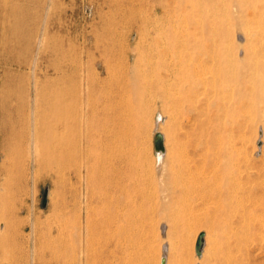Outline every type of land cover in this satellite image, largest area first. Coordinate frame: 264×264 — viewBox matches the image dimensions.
<instances>
[{"label": "bare ground", "instance_id": "bare-ground-1", "mask_svg": "<svg viewBox=\"0 0 264 264\" xmlns=\"http://www.w3.org/2000/svg\"><path fill=\"white\" fill-rule=\"evenodd\" d=\"M130 1L131 5H128L131 9L135 8L134 0ZM153 2L158 21L154 24V35L144 32L140 34V51L119 52L117 58L120 62H116L109 57L112 55V46L130 44L133 30L125 33L117 24L107 27L109 13L104 6L107 3V6L114 7L116 13L125 14L126 0H90L99 26H92L89 31L77 27L73 41L62 36L54 39L53 43L50 23L54 16L61 17L62 14L58 0H0L1 49L17 43L23 44L26 40L28 45L32 40L34 42L29 63L31 93L28 112L32 183L35 185L41 169L52 171L64 181L67 177H74V211L77 220L83 221V226L78 221L77 234L76 231L73 233L80 239L83 231L86 238L89 237L92 192L95 188L103 190L108 206L107 241L110 246L104 263H133L135 242L143 236L141 224L150 218V214L142 211L127 213L121 196L117 194L122 191L120 174H90L93 165L89 163L96 158L101 167L105 166V160L100 157L102 152L109 153L113 160L121 157L128 143L136 136L123 113L126 109L123 98L127 84L123 75L124 66L133 65L137 75L141 66L157 70L158 74L167 67L170 70L167 74L175 80L200 83L211 92L212 98L207 100L206 106L215 107V119L225 130L227 140L223 148L226 158L221 157V163L215 165L221 178L207 184L208 188L199 192L195 201L187 196L181 204L166 207L163 213L168 214V218L177 225L183 221L193 224L205 219L211 226L222 225L232 229L211 243L210 252L206 255L208 264H252L251 246L264 252V174H252V170L247 168L242 172L243 169L236 168L238 159L234 158V151L238 145L234 141L235 137H241L247 163L250 159L249 154L246 156V146L250 144V138L246 134L252 129L255 119L259 118L264 124V0ZM59 25L61 27L63 23L60 21ZM236 33L244 37L245 44L234 42ZM14 34L20 36L13 37ZM90 39L95 41L96 47L102 46V59L98 64L86 43ZM44 52L49 55L48 64L54 68V78H48L41 85L37 67ZM131 57L133 64L130 63ZM102 72H106V76H102ZM107 79L106 94L102 98L100 83ZM140 109V122L143 126L147 110L144 106H140ZM160 117L164 119L165 116L160 114L158 120ZM159 132L164 146L156 148V154L166 158L167 168L172 172L176 157L168 147L169 140L165 132ZM259 148H263V145L260 144ZM111 158H108L107 164H113L111 166L115 171L117 166ZM34 195L30 220V264H35L36 260ZM67 218L66 211L62 210L57 222L48 231L52 236L53 230H56L58 249L62 253L71 248L74 240L66 233ZM6 225L0 222V247L6 244L3 240ZM208 235L204 238L202 250L206 243H210ZM81 251L85 258L80 264H87V247H81ZM202 252L196 253L197 258L203 256ZM6 260V263L14 264L12 258ZM166 261L162 264H166ZM195 262L196 259L193 264ZM4 263L0 260V264Z\"/></svg>", "mask_w": 264, "mask_h": 264}, {"label": "rangeland", "instance_id": "rangeland-1", "mask_svg": "<svg viewBox=\"0 0 264 264\" xmlns=\"http://www.w3.org/2000/svg\"><path fill=\"white\" fill-rule=\"evenodd\" d=\"M128 1L126 0L125 14L116 13L114 7L107 6V3L104 6L107 14L109 13L107 27H114L117 24L118 28L125 33L133 30L134 36L132 35L130 44L112 46V55L109 57L116 62H120V59L117 58L119 52H139L138 36L143 32L154 35V24L158 23L153 10V0H134L135 8L133 9L130 7L131 1ZM58 2L59 10H62L63 15L61 14V17L54 16L50 23V33L53 35L51 43L54 39L63 37H69L73 41L77 27L89 31L92 26H99L94 6L90 0H71V2L58 0ZM68 11L71 13L70 15ZM131 13L136 17H133ZM60 21L63 23L61 27L58 26ZM19 36V34L13 35V37ZM242 37L241 34L236 33L234 42L238 45L245 44V39ZM86 43L88 47L90 46V52L98 64L102 59L100 56L102 46L96 47L93 39L87 40ZM1 46L0 222L7 225L3 239L6 244L5 247L4 245L0 247V260L5 262L4 264H8L6 259L10 257L14 260V264H30L31 204L33 194H35L33 215L36 221L35 264H74V262L80 264V261L85 258V255L81 253L84 251H81V247L83 249L87 247V264H105L107 249L110 246L107 241L108 206L103 190L95 188L92 192L89 237L86 238L83 231L82 239H80L76 236L79 220H77L74 211V177H67L64 181L62 177H57V174L55 175L52 171L41 169L35 180V185L32 183L29 161L28 112L31 93L29 63L33 54L34 42L32 40V43L28 45L26 40L23 44L6 46L3 50ZM48 59L47 52H44L39 59L37 76L41 85L45 84L48 78H54V68L48 64ZM130 63H134L133 57H131ZM119 64L117 66L121 68V64ZM126 66L124 69L121 68L124 72V80H127L123 98L126 109L123 113L130 122V127L134 128L136 136L128 143L126 151L121 157L113 160L109 153L102 152L103 155L100 154V157L105 160V166L101 167L94 158L89 163L93 165L90 174H120L122 191L117 194L121 196L127 213L142 211L150 214L148 221L141 224L143 225V236L135 242V257L131 264H162V256L166 257V264H193L195 259L194 264H208L206 255L210 252L211 243L222 238L226 231L231 232L232 229L222 225L211 226L205 219L193 224L183 221L177 225L168 218V214L163 212L166 207L181 204L187 196L195 201L198 197L197 194L208 188L207 184H212L221 178V175L217 174L215 165L221 163L219 162L221 157L226 158L223 148L227 137L225 130L223 131L215 119V107L208 108L206 106L207 100L212 98V94L200 83L193 84L188 80H175L174 77L167 74L170 72L167 67L168 71L162 69L158 74L157 70L153 71L146 66H139V69H142L137 75V70L133 65ZM106 74V72H102V76H106ZM135 74L136 77H134ZM107 82L108 79L100 83L102 98L106 94ZM140 106H144L147 110V118L143 126L140 122ZM160 114L165 117L164 119L160 117L159 121L157 117ZM262 124V120L255 119L252 129L246 134L250 138V144L246 146V156L249 154L247 157L250 159L247 163L243 154L242 139L235 137L234 144L238 146L235 147L234 158L238 159L236 168L243 169L242 172L247 168L249 171L252 170V174H264V124ZM158 131L165 132L169 140L168 147L176 157L172 172L167 168L166 158L158 157L156 154L154 134ZM260 138L261 140H259ZM260 144L263 145V148H259ZM108 158L115 162L117 166H115V171V168L112 169L111 166L113 164L108 166ZM82 173L86 174L84 171ZM219 173L223 174V172ZM62 210L66 211L68 215L66 233L72 239L74 238L71 248L63 253L58 249L56 230H53L52 236L48 234L49 228L57 222ZM79 224L83 226V221H79ZM201 231L205 232V236L209 234L210 243L205 244L204 250H202L203 256L197 258L195 242ZM113 244L114 242L111 245L113 246ZM252 247V264H264V252Z\"/></svg>", "mask_w": 264, "mask_h": 264}, {"label": "water", "instance_id": "water-1", "mask_svg": "<svg viewBox=\"0 0 264 264\" xmlns=\"http://www.w3.org/2000/svg\"><path fill=\"white\" fill-rule=\"evenodd\" d=\"M154 143H155V147L156 148H161V147L164 146L163 137H162V134L159 131L156 132ZM204 236H205V232L204 231L199 232V234L197 236V239H196V242H195V250H196L197 254H200L201 251H202V247H203V244H204ZM165 261H166V257L164 256L162 258V263H165Z\"/></svg>", "mask_w": 264, "mask_h": 264}]
</instances>
